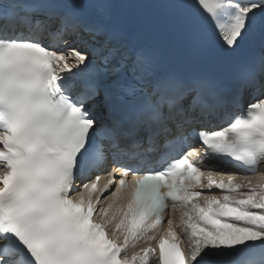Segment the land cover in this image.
<instances>
[{
  "label": "snow or ice",
  "instance_id": "obj_1",
  "mask_svg": "<svg viewBox=\"0 0 264 264\" xmlns=\"http://www.w3.org/2000/svg\"><path fill=\"white\" fill-rule=\"evenodd\" d=\"M84 7L110 5L0 0V264H150L165 214L158 264H264V173L216 180L190 159L251 173L264 164V98L235 117L221 111L241 106L243 88H264V0H195L182 18L197 48L259 38V72L250 61L224 93L207 78L152 77ZM74 69L85 81L75 99L61 83ZM109 71L111 91L100 83ZM213 119L227 126L209 130ZM189 136L202 153H183ZM109 162L118 167L103 184L90 179ZM197 188L224 194L201 203ZM138 242L147 246L127 255Z\"/></svg>",
  "mask_w": 264,
  "mask_h": 264
},
{
  "label": "bare ground",
  "instance_id": "obj_2",
  "mask_svg": "<svg viewBox=\"0 0 264 264\" xmlns=\"http://www.w3.org/2000/svg\"><path fill=\"white\" fill-rule=\"evenodd\" d=\"M108 1V0H106ZM131 0H122L119 12H123L124 9L128 6ZM156 6L158 9L164 7V6H169V17L171 19L172 25H176L179 23L178 18L172 13L174 10L183 8V7H188L189 9H192V6L195 3V0H154ZM189 13L183 9L180 11V20L182 21V18L188 16ZM257 177L253 176V180H255Z\"/></svg>",
  "mask_w": 264,
  "mask_h": 264
},
{
  "label": "rangeland",
  "instance_id": "obj_3",
  "mask_svg": "<svg viewBox=\"0 0 264 264\" xmlns=\"http://www.w3.org/2000/svg\"><path fill=\"white\" fill-rule=\"evenodd\" d=\"M259 179H261V176L259 177ZM184 235H185V238L187 239V234L185 233Z\"/></svg>",
  "mask_w": 264,
  "mask_h": 264
}]
</instances>
